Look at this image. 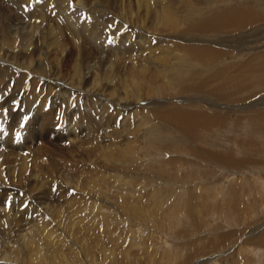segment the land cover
I'll return each mask as SVG.
<instances>
[{
    "label": "rangeland",
    "instance_id": "rangeland-1",
    "mask_svg": "<svg viewBox=\"0 0 264 264\" xmlns=\"http://www.w3.org/2000/svg\"><path fill=\"white\" fill-rule=\"evenodd\" d=\"M263 1L0 0V212L31 209L29 224L18 211L11 239L0 235V249L3 239L16 247L8 259L264 264V69L259 58L241 62L264 56ZM237 6L254 14L240 30L192 27L194 10ZM184 44L201 47L205 63L189 60ZM227 65L244 69H227L242 91L207 97L215 107L195 103L207 93L178 91ZM198 111L207 124L187 137L159 120ZM31 174L43 178L37 186ZM47 194L45 210L35 197ZM26 233L34 247L16 258Z\"/></svg>",
    "mask_w": 264,
    "mask_h": 264
},
{
    "label": "bare ground",
    "instance_id": "bare-ground-1",
    "mask_svg": "<svg viewBox=\"0 0 264 264\" xmlns=\"http://www.w3.org/2000/svg\"><path fill=\"white\" fill-rule=\"evenodd\" d=\"M101 1V0H100ZM211 1V0H210ZM117 3V2H116ZM127 3V2H126ZM210 6H214L215 3L213 2H210ZM264 4V1L261 3L260 5V9L262 8V5ZM165 7V6H164ZM163 7V9H164ZM207 7V6H206ZM122 8V7H121ZM248 8V7H247ZM45 9V8H44ZM109 9V8H108ZM126 9V8H125ZM169 9V8H168ZM203 9V8H202ZM206 9V8H205ZM251 9V8H250ZM9 10V9H8ZM125 11V10H124ZM205 11V10H204ZM164 12V11H163ZM162 12V15L164 14V17H168V20L166 21L167 24L171 25V28H173L175 26L174 24V20H173V16L171 15V13H169L168 11ZM43 13V12H42ZM108 13V12H107ZM195 15H199V18L196 20L195 24L192 25V27L194 29H201V30H205V31H210V30H214V31H223L224 29H230V30H240L243 28V25L244 23L248 20V19H252L253 18V13L250 11V10H244L243 7L241 6H237V7H231L229 8V10H220L219 8L217 9H212V10H209L207 12H203L201 13L199 9L197 10H194L193 12ZM15 14V13H14ZM45 14V13H44ZM49 14V13H48ZM158 14V13H157ZM50 15V14H49ZM150 15V14H149ZM159 15V14H158ZM161 16V15H160ZM2 17V16H1ZM161 18V17H160ZM11 23V22H10ZM6 25V24H5ZM89 25V24H88ZM165 25V23H164ZM85 26V25H84ZM70 27V25H69ZM98 27V26H97ZM96 28V27H95ZM175 28V27H174ZM47 30V29H46ZM98 30V29H97ZM7 31V30H6ZM5 31V32H6ZM49 31V30H48ZM58 31V29H57ZM79 31V30H78ZM46 32V31H45ZM94 32V30H93ZM51 32H49L50 34ZM83 33V32H82ZM87 33H89L87 31ZM259 33V32H258ZM43 34V33H42ZM45 34V33H44ZM47 33V35H49ZM85 34V33H84ZM90 34H92L90 32ZM98 34V33H97ZM100 34V33H99ZM61 35V34H60ZM89 35V34H88ZM82 36V34H81ZM90 36V35H89ZM92 36V35H91ZM42 37V36H40ZM61 37V36H60ZM80 38V37H79ZM240 40V38H237L236 39V42H238ZM42 43V42H41ZM213 47V46H212ZM198 47H194L192 44H184L183 45V52H184V55L187 56V58L189 60H197L199 62H202V63H205L203 62V59L201 57V52H203L200 47L199 50H196ZM209 48V46H208ZM81 50V49H80ZM81 52V51H80ZM14 53V52H13ZM248 53V52H247ZM82 54V52H81ZM80 54V55H81ZM255 54V55H254ZM253 55H250L248 56V58L246 60H242L241 62L245 63V64H248L249 63V59L251 58H259L261 60V65H262V69H264V56H259L258 54L254 53ZM245 55V53H244ZM263 55V54H262ZM38 56V55H37ZM82 56V55H81ZM80 56V57H81ZM204 56H209V57H215L214 56V53L213 52H208L206 53ZM86 57V55L84 56ZM165 56L161 57V56H157L158 59H161V58H164ZM168 57V56H167ZM247 57V56H245ZM3 58V57H2ZM116 58V57H115ZM132 58V57H131ZM90 59V58H89ZM139 59V58H138ZM166 59V58H165ZM240 59H243V57L241 56ZM102 60V59H101ZM78 61V60H77ZM90 61V60H89ZM103 61V60H102ZM162 61V60H159V62ZM87 62V61H86ZM32 63V62H31ZM80 63V62H79ZM100 63V62H99ZM104 63V62H102ZM106 63V62H105ZM114 63V62H113ZM144 63V62H143ZM135 64V63H134ZM30 65V64H29ZM101 65V64H100ZM122 65V64H121ZM120 65V66H121ZM126 65V64H124ZM133 65V64H132ZM116 66V64H115ZM118 66L120 69L122 67ZM134 66V65H133ZM94 67V66H93ZM117 67V68H118ZM126 67V66H125ZM132 67V66H131ZM142 67V66H141ZM231 67H235L234 65H227V66H220L218 68H216L215 66H211L209 69L205 70V72L209 73L210 75H205L203 73H201L199 76H198V79H197V82H190V83H186L185 85H180L179 88H178V91H185V90H196L199 91V92H203V93H207L209 94V96H206L204 97H201L200 100H195V103L196 104H199V103H202L200 106H212V107H215V105L213 103L211 104H207L206 103V98L207 97H210V98H216L218 100H222V101H225V100H228L229 98V94L231 93H240L242 91V86L240 84V79H236L235 80V75L232 74V73H229L227 72V69ZM49 68V67H48ZM236 68V67H235ZM86 69H91V65L89 67L88 64H85V70ZM138 69V68H137ZM184 69V68H183ZM181 69V71L183 70ZM131 70V69H130ZM244 70L243 68L242 69H238L236 68L235 70V73L239 74L240 71ZM122 72V71H121ZM138 72V71H137ZM80 74V73H79ZM97 76V75H96ZM258 78H262V75H257ZM91 77V76H90ZM133 77V76H131ZM238 77H241L238 75ZM73 78V77H72ZM95 78V77H94ZM117 78V77H115ZM93 79V78H92ZM6 80V79H5ZM213 80V86L212 87H208V82L210 83L211 81ZM264 80V79H263ZM4 81V80H3ZM47 81V80H46ZM89 80L86 81V83L88 82ZM139 81V80H138ZM2 82V81H1ZM230 82L233 83L235 82L236 83V86L234 88H228L230 87ZM75 83V82H74ZM82 83V82H81ZM80 83V84H81ZM89 84V83H88ZM220 84V86H219ZM62 85V84H61ZM57 86V85H56ZM68 86V85H67ZM127 86V85H126ZM126 86H124L126 88ZM142 85H140L141 87ZM262 86V84H261ZM115 87V86H114ZM5 88V87H4ZM124 90V89H123ZM160 90V89H159ZM260 95H263V94H260ZM264 95L262 96V98L260 100H257L261 103H263L264 101ZM124 99V98H123ZM256 99V98H255ZM126 101V100H125ZM252 104H256L258 102L254 101V102H251ZM210 106V107H211ZM123 111V110H122ZM128 112V111H127ZM126 112V114H127ZM129 114V112H128ZM125 115V114H124ZM182 114H176L174 116H177V117H173V116H167V115H164L165 117L163 118H160L159 117V120L165 124V127L166 129H168L169 131H166V132H175L178 136H183V137H187V134H188V131L190 130V132L196 127L198 126L197 128H199V125L201 126H206L205 124V120H206V115L202 112V111H198V113H190L188 112V114H183V116H181ZM126 116V115H125ZM115 118H116V115H115ZM110 121V119L108 120V122ZM115 121V120H114ZM122 121V120H121ZM120 121V123H121ZM50 122V121H49ZM119 123V121H118ZM119 123V124H120ZM107 124V123H106ZM116 124V123H114ZM80 127V126H79ZM116 125H114L112 127V129H116ZM102 128V127H101ZM204 129V128H203ZM124 130V128H123ZM161 129L158 130L157 133H160L162 131H160ZM201 130V129H200ZM198 130V132L200 131ZM150 133H154L155 130L151 129L149 130ZM195 133L194 136H192L191 138V141L192 143L197 147L199 145V143L201 142V139H202V135L199 134V133ZM166 134V133H165ZM86 136V135H85ZM159 136V135H158ZM216 145H218V143L215 142ZM108 145V149L111 150V148L113 147L111 143H108L106 144ZM114 145V144H113ZM106 148V146H105ZM250 149V148H249ZM12 150V149H11ZM71 150V149H70ZM110 150H107V151H110ZM13 151V150H12ZM113 151V150H112ZM112 151H110V153H112ZM11 152V151H10ZM71 152V151H70ZM109 153V152H108ZM9 153L6 154V159L7 156ZM60 154V153H59ZM76 154V153H75ZM12 155V153H11ZM10 155V156H11ZM14 156V155H13ZM12 157V156H11ZM14 158V157H12ZM34 158H37V157H34ZM5 160V159H4ZM4 160L2 162H4ZM25 160V159H24ZM38 160V159H37ZM6 161V160H5ZM12 161V160H11ZM35 161V159H34ZM9 162V160L7 161ZM37 162V161H36ZM10 164V162H9ZM14 164V162H13ZM36 165V164H35ZM14 166V165H13ZM16 166V165H15ZM29 166V165H28ZM28 166L25 164V163H21L20 164V169L18 170L17 174L18 175H23V174H27V169H28ZM11 167V166H10ZM35 167V166H34ZM15 168V167H14ZM17 168V167H16ZM15 168V170H17ZM12 170V169H11ZM29 170V169H28ZM13 171V170H12ZM34 171V170H33ZM43 172V171H42ZM62 172V171H61ZM41 174V173H39ZM12 175V173H11ZM25 175L23 177H25ZM14 176V175H13ZM41 176V175H40ZM22 177V176H21ZM20 177V178H21ZM27 178H29L30 180L33 181V185L34 186H37V184H34V181H38V179H43L42 177H39L37 176L36 174H31V175H27L26 176ZM50 179V178H49ZM55 180V179H54ZM62 180V179H61ZM43 180L40 182L42 183ZM39 184V183H38ZM6 188H11L12 187V184L10 185H7L5 186ZM48 187H49V183H48ZM51 187V186H50ZM14 188V187H13ZM17 190V189H16ZM31 190V188H30ZM191 191V190H189ZM12 192V191H11ZM50 192V191H49ZM54 194V193H53ZM189 194V193H188ZM49 194L47 195H43V196H36L35 199L40 202V201H46V200H49L50 197L48 196ZM187 195V194H186ZM34 198V197H33ZM40 200V201H39ZM1 203H2V200L0 199V207L1 206ZM42 203V202H41ZM43 204V203H42ZM48 203L45 202L44 205H42V208H44L46 210V205ZM21 207V205H20ZM30 206L29 207H24V208H18L16 207L15 209V206H14V209H13V212H9L8 211H4V212H0V235L2 236H5L6 238L8 239H11V237L13 236L14 234V230L11 229L12 226H17V223H19V218H17V212L18 211H26L23 215V218H22V222L25 223L27 225V220H28V216L30 215V210H29ZM11 210V209H10ZM38 210V209H37ZM198 210V209H197ZM200 211V210H199ZM3 213L5 215H3ZM191 217L193 218V215H191ZM39 218V217H38ZM195 218V217H194ZM41 219V218H39ZM198 219V218H197ZM4 220H7L9 223H10V227L6 225H4ZM196 220V218H195ZM194 220V221H195ZM38 225H36L38 228H40V224L41 222H37ZM29 224V223H28ZM42 226V225H41ZM23 240H24V245L23 247L21 248L20 252H19V255L16 257V258H19L22 250L25 252V250H29L30 252L32 251V248L34 247L33 246V243L34 241L31 240V239H28V236H27V233L24 234L23 236ZM8 243L9 241H6L5 239H3V243H2V247L0 249V264H14L16 263V261L14 259H8L10 256L9 254L5 253L6 251H11L13 249H15L16 247L15 246H12V247H8ZM56 243V242H55ZM4 245V246H3ZM25 246V247H24ZM40 256V255H39Z\"/></svg>",
    "mask_w": 264,
    "mask_h": 264
},
{
    "label": "snow or ice",
    "instance_id": "snow-or-ice-1",
    "mask_svg": "<svg viewBox=\"0 0 264 264\" xmlns=\"http://www.w3.org/2000/svg\"><path fill=\"white\" fill-rule=\"evenodd\" d=\"M21 127H23V125H21Z\"/></svg>",
    "mask_w": 264,
    "mask_h": 264
}]
</instances>
